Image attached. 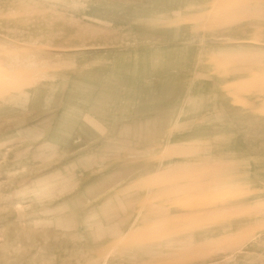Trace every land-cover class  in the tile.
Masks as SVG:
<instances>
[{"label": "rangeland", "instance_id": "obj_1", "mask_svg": "<svg viewBox=\"0 0 264 264\" xmlns=\"http://www.w3.org/2000/svg\"><path fill=\"white\" fill-rule=\"evenodd\" d=\"M0 264H264V0H0Z\"/></svg>", "mask_w": 264, "mask_h": 264}]
</instances>
